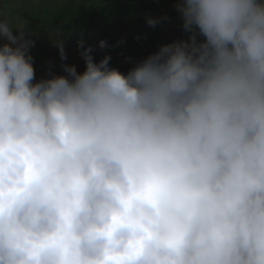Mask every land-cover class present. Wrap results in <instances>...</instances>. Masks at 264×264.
<instances>
[{"label": "clouds", "instance_id": "1", "mask_svg": "<svg viewBox=\"0 0 264 264\" xmlns=\"http://www.w3.org/2000/svg\"><path fill=\"white\" fill-rule=\"evenodd\" d=\"M175 8L127 74L81 38L39 81L0 20V264H264V0Z\"/></svg>", "mask_w": 264, "mask_h": 264}, {"label": "trees", "instance_id": "2", "mask_svg": "<svg viewBox=\"0 0 264 264\" xmlns=\"http://www.w3.org/2000/svg\"><path fill=\"white\" fill-rule=\"evenodd\" d=\"M13 1L0 0V10L5 12ZM177 2L178 0H110L107 4H97V7L87 9L84 3L63 0L57 13L50 17L49 28H40L43 18L35 13L27 14L29 20H26L25 24L35 33L39 31V33L51 35L52 32H59V38L64 42L66 55L79 47L77 41L81 38L84 48H89L91 42L94 41L89 37L97 34V40H104L110 45V47L101 49L99 54L101 58L108 50H113L126 58L133 68L136 63L158 51L160 46L177 39L187 38L188 34L183 31L182 20L175 8ZM147 12L153 14V18L159 16L160 22L154 27L146 22ZM112 27H118L121 37L118 42L112 38L110 32ZM34 36L35 34L25 33L28 39H33ZM55 56L59 55L56 54L53 57ZM63 63L60 62V65L62 66ZM59 69L55 70L56 74ZM129 70L119 69L124 74H127ZM55 72L52 75H56Z\"/></svg>", "mask_w": 264, "mask_h": 264}, {"label": "rangeland", "instance_id": "3", "mask_svg": "<svg viewBox=\"0 0 264 264\" xmlns=\"http://www.w3.org/2000/svg\"><path fill=\"white\" fill-rule=\"evenodd\" d=\"M63 0H14L12 4H10L5 10L2 12L0 10V20H7L11 23V26L15 27L17 25L25 24L26 20H29L27 14L35 13L38 17H42L43 21L41 23L40 28H49V21L52 14H56L58 11V7L62 5ZM78 3H84L87 6V9L97 7V4H107L110 0H75ZM164 11V10H163ZM148 17H153V14H149L147 12ZM159 18V16H155ZM129 30V29H128ZM127 30V31H128ZM126 31V32H127ZM110 32L112 33V38L118 42L121 37L118 32V27L110 28ZM14 35H17L16 31H13ZM55 33L52 32L51 35L46 33H39L37 31L32 40L35 41L34 46L31 47V55L33 57V66L35 70V81H39L42 78H48L54 74L57 68H60L57 71L56 75H67L64 72L63 67L60 65V62H64L63 64L75 65L78 72H83L85 70V61L81 56L82 49L77 47L66 55V59H61L60 52L58 47H56L55 39L61 40L58 37L53 38V42H50V37ZM97 34L90 36L89 39H94L91 42L92 51L91 55L93 56L94 62H99L101 56L99 55L101 52V48L99 47V40L96 39ZM26 38V37H25ZM28 39V38H27ZM4 42L3 38H0V44ZM97 50L95 51V49ZM58 50V51H56ZM55 52V54H53ZM58 54L59 56L54 55ZM95 54V55H94ZM107 55H110L111 60L109 62V66L116 69H131V65L129 61L122 57L118 52L116 53L113 50H108ZM105 54V55H106ZM34 81V82H35Z\"/></svg>", "mask_w": 264, "mask_h": 264}]
</instances>
